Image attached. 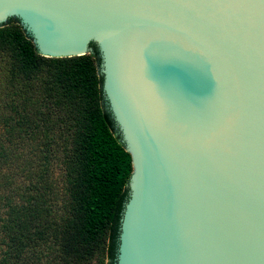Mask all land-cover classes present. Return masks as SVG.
Instances as JSON below:
<instances>
[{
  "label": "water",
  "instance_id": "1",
  "mask_svg": "<svg viewBox=\"0 0 264 264\" xmlns=\"http://www.w3.org/2000/svg\"><path fill=\"white\" fill-rule=\"evenodd\" d=\"M90 53L133 173L116 264H264V0H0Z\"/></svg>",
  "mask_w": 264,
  "mask_h": 264
},
{
  "label": "trees",
  "instance_id": "2",
  "mask_svg": "<svg viewBox=\"0 0 264 264\" xmlns=\"http://www.w3.org/2000/svg\"><path fill=\"white\" fill-rule=\"evenodd\" d=\"M90 48L46 58L0 25V264H116L133 164Z\"/></svg>",
  "mask_w": 264,
  "mask_h": 264
}]
</instances>
